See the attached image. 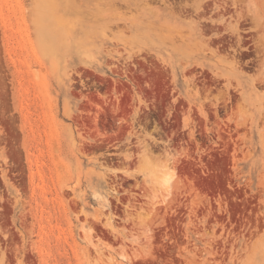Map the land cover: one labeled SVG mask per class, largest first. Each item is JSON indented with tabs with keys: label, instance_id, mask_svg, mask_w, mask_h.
<instances>
[{
	"label": "rangeland",
	"instance_id": "obj_1",
	"mask_svg": "<svg viewBox=\"0 0 264 264\" xmlns=\"http://www.w3.org/2000/svg\"><path fill=\"white\" fill-rule=\"evenodd\" d=\"M0 264H264V0H0Z\"/></svg>",
	"mask_w": 264,
	"mask_h": 264
}]
</instances>
